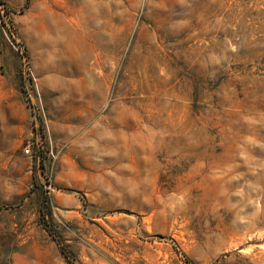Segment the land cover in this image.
<instances>
[{"label":"rangeland","instance_id":"obj_1","mask_svg":"<svg viewBox=\"0 0 264 264\" xmlns=\"http://www.w3.org/2000/svg\"><path fill=\"white\" fill-rule=\"evenodd\" d=\"M0 264H264V0H0Z\"/></svg>","mask_w":264,"mask_h":264},{"label":"built area","instance_id":"obj_2","mask_svg":"<svg viewBox=\"0 0 264 264\" xmlns=\"http://www.w3.org/2000/svg\"><path fill=\"white\" fill-rule=\"evenodd\" d=\"M33 109H34V107H33ZM37 111L39 112V109H37ZM41 122L43 123V125L46 123V121H44V116L41 117ZM33 148H34L33 142H26L23 151L25 154H28L30 152V150Z\"/></svg>","mask_w":264,"mask_h":264}]
</instances>
